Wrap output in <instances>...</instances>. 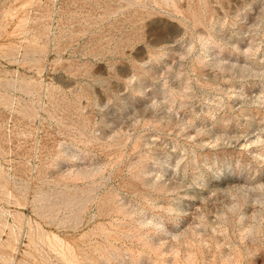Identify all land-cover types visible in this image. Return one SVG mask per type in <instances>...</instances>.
Returning a JSON list of instances; mask_svg holds the SVG:
<instances>
[{
    "label": "rangeland",
    "instance_id": "1",
    "mask_svg": "<svg viewBox=\"0 0 264 264\" xmlns=\"http://www.w3.org/2000/svg\"><path fill=\"white\" fill-rule=\"evenodd\" d=\"M0 264H264V0H0Z\"/></svg>",
    "mask_w": 264,
    "mask_h": 264
}]
</instances>
